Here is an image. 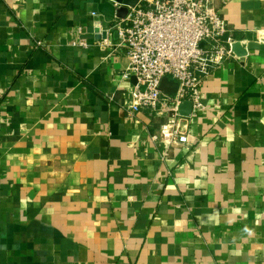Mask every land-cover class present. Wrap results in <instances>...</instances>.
Returning a JSON list of instances; mask_svg holds the SVG:
<instances>
[{
  "label": "crops",
  "instance_id": "1",
  "mask_svg": "<svg viewBox=\"0 0 264 264\" xmlns=\"http://www.w3.org/2000/svg\"><path fill=\"white\" fill-rule=\"evenodd\" d=\"M106 1L0 0V264H264V0H214L257 46L203 75L170 145L178 83L127 112Z\"/></svg>",
  "mask_w": 264,
  "mask_h": 264
},
{
  "label": "built area",
  "instance_id": "2",
  "mask_svg": "<svg viewBox=\"0 0 264 264\" xmlns=\"http://www.w3.org/2000/svg\"><path fill=\"white\" fill-rule=\"evenodd\" d=\"M103 31L107 35L97 43L124 47L129 58L126 75L135 78L127 112L157 108L163 95L161 81L169 76L177 81L178 89L169 98L167 120L151 138L168 145L188 142V120L204 108L200 91L203 75L238 56L232 49L238 40L214 0H138L128 7L125 17L98 29L99 34ZM115 31L117 39L112 43L107 36ZM79 43L87 45L85 40ZM185 99L192 104L189 117L178 111Z\"/></svg>",
  "mask_w": 264,
  "mask_h": 264
},
{
  "label": "water",
  "instance_id": "3",
  "mask_svg": "<svg viewBox=\"0 0 264 264\" xmlns=\"http://www.w3.org/2000/svg\"><path fill=\"white\" fill-rule=\"evenodd\" d=\"M119 2V6L115 5V3L106 1L100 4V11L111 18H123L126 16L128 12V7L133 6L137 3L138 0H116ZM101 37H106V31H103ZM115 37H117V32H114ZM257 46L255 42H249L246 46L243 45L240 41H236L232 49L238 56H244L247 54L248 49Z\"/></svg>",
  "mask_w": 264,
  "mask_h": 264
}]
</instances>
